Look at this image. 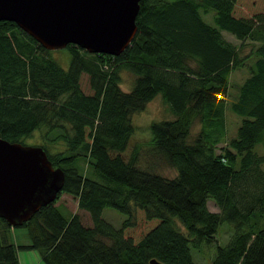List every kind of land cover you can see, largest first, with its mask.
<instances>
[{"label":"trees","instance_id":"16d2710c","mask_svg":"<svg viewBox=\"0 0 264 264\" xmlns=\"http://www.w3.org/2000/svg\"><path fill=\"white\" fill-rule=\"evenodd\" d=\"M210 10L214 23L203 16ZM136 22L120 54L69 43L65 67L17 23L0 21V136L24 143L41 129V145L65 171L56 200L30 219L12 226L0 217V263L20 264L18 251L34 249L45 264H196L193 248L205 242L216 247L208 264H264V152L255 149L264 140V0H141ZM250 41L257 44L243 54ZM251 57L232 103L241 123L218 151L230 74ZM124 71L134 75L128 90ZM83 72L91 94L81 88ZM157 94L173 117L150 124L153 160L142 166L138 150L128 159L123 152L132 114ZM196 120L200 130L189 140ZM48 142L64 148L52 152ZM161 162L177 174L159 172ZM63 192L77 197L91 225L60 210ZM106 206L126 215L119 227L104 217ZM225 222L232 233L220 243ZM13 228L30 242L11 241Z\"/></svg>","mask_w":264,"mask_h":264},{"label":"water","instance_id":"95a60500","mask_svg":"<svg viewBox=\"0 0 264 264\" xmlns=\"http://www.w3.org/2000/svg\"><path fill=\"white\" fill-rule=\"evenodd\" d=\"M140 1L0 0V21H14L47 49L74 43L117 55L137 33ZM64 182V169L53 164L42 145L0 136V217L10 225L22 224L54 201Z\"/></svg>","mask_w":264,"mask_h":264},{"label":"rangeland","instance_id":"374dc122","mask_svg":"<svg viewBox=\"0 0 264 264\" xmlns=\"http://www.w3.org/2000/svg\"><path fill=\"white\" fill-rule=\"evenodd\" d=\"M213 14H214V10H210L209 12L205 13L203 16L208 22L214 23ZM223 33L226 38H228L229 40H233L235 43H239L241 41L229 31L224 30ZM251 43L252 44L254 43V45L257 44L256 41L248 42V45L243 50V54H246L250 51L252 47ZM53 54L56 56V59L63 66L67 67L69 65L70 54L66 49V47L54 49ZM253 60L254 58L251 57L246 65L236 68L230 74V78H229L230 88L226 96V109H225V115L227 121V137H225L223 141L217 144L218 151H220L222 145H226V143L230 140V138L236 136L237 134V129L239 124L241 123L242 116L232 109V103L234 100H236L238 96L239 84L242 83L251 74V69L249 64L253 62ZM122 76H123L121 83L122 88L124 90H128L129 87L131 86V81L134 78V75L128 71H124L122 72ZM80 84H81V88L85 93L88 94L93 93V89L91 88L90 85V79L88 73L86 72L82 73L80 78ZM172 117L173 115L168 110V107L164 103L161 94H157L152 100H150L146 104L144 109L133 113L132 122L135 126V129L130 138L127 149L123 152L126 159L130 158L134 150H138L140 152L139 154L140 164L142 166H147L153 160V157L151 155H148L147 153L152 138L150 124L154 120H159L163 118H172ZM200 126L201 123L199 120H196L193 123L191 127L190 135L188 137L189 140H193L195 138V136L200 130ZM23 141L26 144H34V145H41L45 143L41 129H36L30 137L24 138ZM49 148L52 152H54L56 150L63 149L64 144L61 142H52L50 143ZM255 149L259 153H263L264 140L259 142L256 145ZM80 165L83 169L87 168L86 163L83 160L80 161ZM156 168L158 169L159 172L170 177L177 174V170L169 166L165 162H161ZM56 204L59 206L60 210L64 212L67 216H69L73 212H78L81 215L84 224L86 225L92 224V220L89 212L78 206V199L76 196L67 192H63L60 194V197L56 201ZM208 206L211 210H216V211L219 210V207L215 204V202L212 199L208 201ZM103 215L108 221L112 222L116 227H119L126 217L124 213H122L117 208L112 206L104 207ZM228 225L230 224L225 222L220 224L219 226L217 232V238L218 241H220V243H226L231 236L232 229ZM10 240L15 243H23V244L30 242V239L28 238L26 230L24 228H13L11 230ZM215 249L216 247L214 244H208L205 242L202 243L198 248H193L192 255L194 261H196V264H208L210 259L213 257L215 253ZM18 254H19L20 264H45L41 260L40 254L37 250L34 249L19 250ZM0 264H4V263H0Z\"/></svg>","mask_w":264,"mask_h":264}]
</instances>
